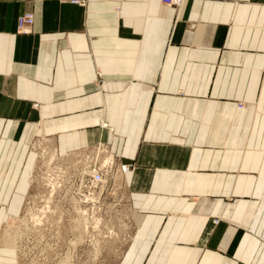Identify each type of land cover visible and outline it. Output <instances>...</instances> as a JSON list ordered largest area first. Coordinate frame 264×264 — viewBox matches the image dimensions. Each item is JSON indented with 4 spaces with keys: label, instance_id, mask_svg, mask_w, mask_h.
I'll return each mask as SVG.
<instances>
[{
    "label": "crops",
    "instance_id": "obj_1",
    "mask_svg": "<svg viewBox=\"0 0 264 264\" xmlns=\"http://www.w3.org/2000/svg\"><path fill=\"white\" fill-rule=\"evenodd\" d=\"M37 134L116 163L126 237L85 264H264V0H0V228Z\"/></svg>",
    "mask_w": 264,
    "mask_h": 264
},
{
    "label": "rangeland",
    "instance_id": "obj_2",
    "mask_svg": "<svg viewBox=\"0 0 264 264\" xmlns=\"http://www.w3.org/2000/svg\"><path fill=\"white\" fill-rule=\"evenodd\" d=\"M41 136H35L32 146L36 161L29 191L19 214L3 221L1 245L5 247L3 241L9 231L16 239L14 247L6 249L15 251L16 264L101 263L102 255L121 246L128 230V215L122 212L123 205L114 192L120 182L111 176L114 171L108 174L101 211L88 213V216L74 211L71 199L79 182V173L88 164L85 156H90L88 160L92 162L91 166L94 165L97 148L60 156ZM101 161L99 157L95 164L99 165ZM57 180L62 181L59 190Z\"/></svg>",
    "mask_w": 264,
    "mask_h": 264
},
{
    "label": "built area",
    "instance_id": "obj_3",
    "mask_svg": "<svg viewBox=\"0 0 264 264\" xmlns=\"http://www.w3.org/2000/svg\"><path fill=\"white\" fill-rule=\"evenodd\" d=\"M161 2L162 4L167 6H179L181 4V0H161ZM32 23L33 17L31 14H25L19 17L17 20L18 32H28ZM99 147H101L102 152L98 155L95 154L96 160H94L95 162H93L94 165L91 166L90 163L92 162L88 160L90 156H85V162L88 164L85 165V167L79 173V182L77 183V187L75 188L73 196L81 201L82 206H91L93 204V202L90 200L91 198L97 199L96 204H103L101 201V197L107 191L105 190L107 185V176L112 171H116L115 162L112 165L105 167H102V164L96 165L97 160L99 162V157L103 158L107 155H110V153H108V150L104 146H98V148ZM91 154L93 155L94 153ZM121 170L123 172H127L129 170V167L127 165H123L121 167ZM85 197L90 198V201L87 202V198L85 199ZM215 223H218V221H215Z\"/></svg>",
    "mask_w": 264,
    "mask_h": 264
},
{
    "label": "bare ground",
    "instance_id": "obj_4",
    "mask_svg": "<svg viewBox=\"0 0 264 264\" xmlns=\"http://www.w3.org/2000/svg\"><path fill=\"white\" fill-rule=\"evenodd\" d=\"M105 126V125H104ZM101 146V145H100ZM102 152V150H101V147H99V148H97V152H96V154L98 155V154H100ZM72 155H75V154H72ZM114 163V160H113V158L111 157V155H107L106 157H103L102 158V161H101V166L103 167H105V166H110V165H112ZM116 166V165H115ZM122 167V166H121ZM121 167H120V171L121 172H123L122 170H121ZM116 173H118V171L116 170L114 173H112V175L111 176H114V174H116ZM124 173H126V172H124ZM57 186H58V190L60 189V184H62V181L61 180H57ZM69 190V189H68ZM87 198V202L88 201H92L93 202V204L91 205V206H82V203H81V201L79 200V199H77V198H75L74 196H72V199H71V201H72V203H73V206H74V211L75 210H78V211H80V212H84V215L86 216H88V213H97V212H99V211H101V210H99L100 208H102V205H100V203L99 204H96V202H97V199H94V198H88V197H85V199ZM90 199V200H89ZM98 205V206H97ZM85 209V211H83ZM14 222V221H13ZM80 223V222H79ZM82 223V222H81ZM86 226H88V224H86ZM20 235V234H19ZM15 239L16 238H14L13 236H12V234H9V231H7V233H6V235H5V237H4V241H3V243H4V246H5V248H13L14 247V243H15ZM70 259V258H69ZM68 258H67V260H69ZM66 260V261H67ZM66 264H69V262H65ZM64 263V264H65Z\"/></svg>",
    "mask_w": 264,
    "mask_h": 264
}]
</instances>
